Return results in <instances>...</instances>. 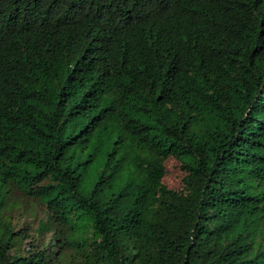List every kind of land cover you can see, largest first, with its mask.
Listing matches in <instances>:
<instances>
[{
	"label": "trees",
	"instance_id": "16d2710c",
	"mask_svg": "<svg viewBox=\"0 0 264 264\" xmlns=\"http://www.w3.org/2000/svg\"><path fill=\"white\" fill-rule=\"evenodd\" d=\"M0 264H264V0H0Z\"/></svg>",
	"mask_w": 264,
	"mask_h": 264
},
{
	"label": "rangeland",
	"instance_id": "374dc122",
	"mask_svg": "<svg viewBox=\"0 0 264 264\" xmlns=\"http://www.w3.org/2000/svg\"><path fill=\"white\" fill-rule=\"evenodd\" d=\"M166 181H167V182H168V181L170 182V180H169L168 178H166ZM169 182H168V183H169ZM33 220H36V217L31 218V219H29L28 221H33ZM21 244H22V242H21Z\"/></svg>",
	"mask_w": 264,
	"mask_h": 264
}]
</instances>
